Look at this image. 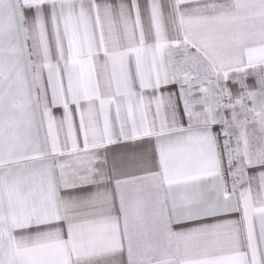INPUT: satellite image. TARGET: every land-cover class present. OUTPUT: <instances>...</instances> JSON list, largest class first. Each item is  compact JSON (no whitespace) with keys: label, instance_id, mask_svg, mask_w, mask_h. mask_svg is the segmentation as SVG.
I'll use <instances>...</instances> for the list:
<instances>
[{"label":"snow or ice","instance_id":"snow-or-ice-1","mask_svg":"<svg viewBox=\"0 0 264 264\" xmlns=\"http://www.w3.org/2000/svg\"><path fill=\"white\" fill-rule=\"evenodd\" d=\"M0 264H264V0H0Z\"/></svg>","mask_w":264,"mask_h":264},{"label":"crops","instance_id":"crops-1","mask_svg":"<svg viewBox=\"0 0 264 264\" xmlns=\"http://www.w3.org/2000/svg\"><path fill=\"white\" fill-rule=\"evenodd\" d=\"M56 114H57V115H60V112H59V111H57V112H56Z\"/></svg>","mask_w":264,"mask_h":264}]
</instances>
